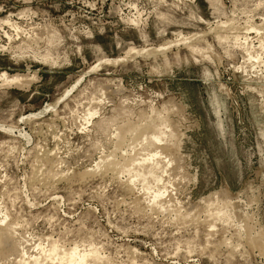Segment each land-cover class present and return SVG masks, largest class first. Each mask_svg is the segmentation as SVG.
Segmentation results:
<instances>
[{
  "label": "rangeland",
  "instance_id": "rangeland-1",
  "mask_svg": "<svg viewBox=\"0 0 264 264\" xmlns=\"http://www.w3.org/2000/svg\"><path fill=\"white\" fill-rule=\"evenodd\" d=\"M0 21V71L28 78L0 81V218L24 246L92 244L112 264H264L246 233L264 236V0H0ZM151 109L173 123L179 158L161 204L158 183L95 167L136 154L115 131Z\"/></svg>",
  "mask_w": 264,
  "mask_h": 264
},
{
  "label": "bare ground",
  "instance_id": "bare-ground-1",
  "mask_svg": "<svg viewBox=\"0 0 264 264\" xmlns=\"http://www.w3.org/2000/svg\"><path fill=\"white\" fill-rule=\"evenodd\" d=\"M2 22L13 25V23H10V21L8 19H4ZM159 47H160V45H159ZM165 47H167V46H165ZM161 48H163V47H161ZM158 50H161V49L158 48ZM129 51H132L135 53H141V52L143 53V51H145V50L144 49H135L132 47V48H129ZM40 57L45 61H50V59H51L49 56H47L45 54L40 56ZM99 63H100V61L97 64H94L93 66H91L89 68L90 69L95 68L98 66ZM25 77H27L26 74H19V73L9 74L6 71H0V81L4 85L5 84H7V85H9V84H20L21 82H23L24 79H28ZM34 78H35V75L32 74L31 79H34ZM68 90H69V88L65 89L64 92H68ZM59 99H60V97H59ZM171 103L172 102H170V104H169L167 102V105L169 104L168 107L169 106H171V107L175 106V105L172 106L173 103L172 104ZM169 108L167 109L168 111L170 110ZM162 109H164V111H165L166 105H163ZM162 109L161 110L151 109V112L153 111L154 114H151V113L148 114V116L143 118L144 120L140 124H134V123L133 124L132 123L123 124L122 123L123 125H120V127L117 128L118 129V130H116L117 132L115 131L117 136L119 133V140L117 141V144H116L117 147H119L118 145H120L125 140L124 135L127 134V132H128L131 135V137L129 138L131 141L130 140H128V141L133 143V144L131 143V145L134 146V145L139 144V146H140L138 148L139 150L136 152V154L135 153H133V154L128 153L126 156L122 157L121 161L120 160L116 161V160H114L113 157H112L113 159L112 158H100L99 162L95 163V167H99L100 163L101 164L103 163L104 165L111 166V168H114V170H117L119 172L125 171V172H127L128 176L130 175V179H131V177H133L134 179H136V178L142 179L143 181H145L144 189L146 191L149 190L148 189L149 186H153L150 184L151 182L152 183L154 182V186H156L158 183L159 186H157V189L154 188V186H153L154 190L155 189L156 190L153 191L152 194H150L151 198H149V200L152 203H160L163 201L162 198L165 196V192H167V189L164 187V186H166L165 184L162 185L163 187L160 186L162 174H163V176L167 177L165 174V171H168L167 170L168 165L170 167V163L174 160V158L176 160L179 159L178 157H177L178 159L176 157L173 158L172 155L170 154V152H168V151H170L169 149L172 150V148H169V145L172 142H174L173 141L174 139L172 137H174L175 135H174V133H173L174 136L171 135L172 136L171 137L172 142H170L171 141L170 140L169 141L170 144L167 145L168 139L165 137L166 136L165 134H167L165 127L168 125L169 121H168V119H166V116H164L162 114V112H164ZM97 110H98V108L95 109V107L89 108V110L85 113V116L83 118V120H84L83 125L90 121L91 117L98 112ZM143 115H144V113H143ZM150 115H153V116H150ZM166 120L168 121V123ZM170 123H171V121H170ZM171 128H173V123H172V127L170 124V128H168V129L170 130ZM173 129H171V130L173 131ZM171 130L169 133H172ZM168 135H170V134H168ZM116 145H115V147H116ZM172 145H173V143H172ZM173 155H174V153H173ZM174 162H175V160L173 161V163ZM169 167H168V169H171V167L170 168ZM177 167L179 169L181 166L176 165L175 168H173L174 170H172V171L175 172ZM170 171H168V173L166 172L167 174H169V176L171 174V173H169ZM180 172H182V169L180 170ZM180 172L178 170L175 174L178 175L177 173H180ZM174 176L175 175H173V177ZM181 176L184 177L185 174L184 175L182 174ZM181 176L178 175L177 177H181ZM166 194H168V193H166ZM215 199L213 197H208L207 198L208 206H210V204H212L215 201ZM161 206H163V205H160V207ZM163 209H161V210H163ZM222 211H223L222 206L217 205L214 207V210L212 209L211 212L210 211H208V212H210L209 216L212 217V216H216L218 213H221ZM4 219H5V216L0 218V260L1 259L2 260L8 259V255H10V254H16L15 256L18 259H16L14 262L12 261L13 264H112L105 257L101 256L99 254V252L97 251V249L94 246H92V244H87L86 246H83V247H78V245H73V246L64 248V247H61L59 244L58 245L55 244L54 243L55 241L52 242V240H49L45 244V246L42 244L43 242H40V241H38L37 243H34V244H30L33 246H31V249H29L30 247L28 248L26 245L24 246L25 240L21 241L22 237L20 239L16 238L17 237L15 235L16 234L15 233L16 228H14V226H12L11 222L6 221V223L2 224L3 222H5ZM248 229H250V228H248ZM248 229H246V230H248ZM249 232H246L248 234L249 242L255 246L264 248V236L256 235V233L254 234L255 236H251L249 234ZM257 234H259V233H257ZM23 238H24V236H23ZM28 249L31 251L29 252ZM45 260H46V262H45Z\"/></svg>",
  "mask_w": 264,
  "mask_h": 264
}]
</instances>
